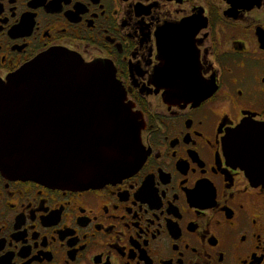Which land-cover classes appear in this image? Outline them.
<instances>
[{
	"label": "flooded vegetation",
	"instance_id": "1",
	"mask_svg": "<svg viewBox=\"0 0 264 264\" xmlns=\"http://www.w3.org/2000/svg\"><path fill=\"white\" fill-rule=\"evenodd\" d=\"M51 52L115 68L145 160L78 191L0 167V264H264V144L235 137L264 128V0H0V83Z\"/></svg>",
	"mask_w": 264,
	"mask_h": 264
},
{
	"label": "water",
	"instance_id": "2",
	"mask_svg": "<svg viewBox=\"0 0 264 264\" xmlns=\"http://www.w3.org/2000/svg\"><path fill=\"white\" fill-rule=\"evenodd\" d=\"M164 80L169 99L207 98L198 78ZM125 100L112 65L84 64L60 52L37 58L0 83L2 171L67 191L99 188L136 172L145 160L144 122ZM235 137L239 144L253 138L264 144V128L245 124Z\"/></svg>",
	"mask_w": 264,
	"mask_h": 264
}]
</instances>
